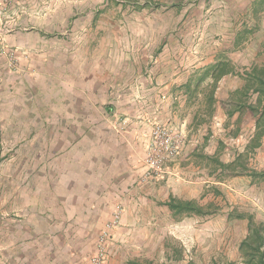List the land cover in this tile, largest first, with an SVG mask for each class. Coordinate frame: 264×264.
<instances>
[{
    "label": "crops",
    "instance_id": "1",
    "mask_svg": "<svg viewBox=\"0 0 264 264\" xmlns=\"http://www.w3.org/2000/svg\"><path fill=\"white\" fill-rule=\"evenodd\" d=\"M195 1L0 0V45L18 66L0 53V264H87L117 206L104 264H122L140 220L170 215L161 205L170 197L196 201L213 184L208 172L195 177L200 156L218 141L225 162L243 152L254 119L227 117L224 103L244 81L220 79L210 118L206 93L190 98L184 85L219 54L240 69L264 65V10L254 19L257 0H222L229 14L210 21L230 26V39L201 49L199 17L183 10ZM245 27L252 36L232 49ZM155 124L180 134L181 147L165 174L141 181ZM235 128L234 139L219 134ZM251 155L264 171V136Z\"/></svg>",
    "mask_w": 264,
    "mask_h": 264
},
{
    "label": "rangeland",
    "instance_id": "2",
    "mask_svg": "<svg viewBox=\"0 0 264 264\" xmlns=\"http://www.w3.org/2000/svg\"><path fill=\"white\" fill-rule=\"evenodd\" d=\"M242 1L247 2V0ZM223 3L220 0L216 4L217 7L212 8V2L209 0H196L193 3L195 10H192V7L189 6L191 3L183 2L185 13L199 17L196 20L199 28L194 31L192 37L194 45L205 49L218 41H229L231 33L227 29L231 27L218 23L213 24L210 21L214 11L219 18L229 14L227 12L230 11L224 12ZM210 7L211 9H209ZM242 11L244 13V10ZM250 25H254V22L251 21ZM220 29L225 32L222 33ZM0 53L5 55L2 45H0ZM5 57L8 65L10 62L16 61L14 53L12 58H8L6 55ZM15 63L16 67L10 65L9 67L17 68V62ZM219 134L221 137L223 135L224 138L227 137L225 132L220 131ZM248 136L247 133L246 137ZM5 148L4 144H0V152L2 151L0 168L2 164L7 163L3 161L8 153ZM223 154L224 152L220 151L218 156L225 163V160H230L231 157H225L227 153L223 157ZM249 159L248 168L258 170V167L254 166L252 155ZM199 160L200 170H204V172L203 174L198 173L195 177L201 178L207 172L214 173L213 164L204 162L202 159ZM209 178L213 184H209L207 189L204 188L196 201L201 206L212 203L215 207L212 210L213 214L204 217L174 218L171 215L164 216V213L158 212L152 217L150 224H141L142 220H140L135 226V236L139 238L132 242L127 260L122 264H144L147 262L152 264H209L212 261H232L238 264L237 247L246 235V221L228 219L227 215L230 210L234 209L238 213L252 215L256 222L264 223V182L252 181L249 177L244 176L227 177L223 175L219 178L213 174ZM116 209L112 212V217L117 211ZM109 223L104 225L103 230H106Z\"/></svg>",
    "mask_w": 264,
    "mask_h": 264
},
{
    "label": "trees",
    "instance_id": "3",
    "mask_svg": "<svg viewBox=\"0 0 264 264\" xmlns=\"http://www.w3.org/2000/svg\"><path fill=\"white\" fill-rule=\"evenodd\" d=\"M263 10L264 0H257L252 5L253 18L256 19ZM252 34L253 28H242L234 37L232 49H237L241 44H245ZM262 50H264V41L262 43ZM226 75L238 76L244 81L242 88L236 91L234 97L230 99V103H224L225 106L228 105L230 107V110L226 113L227 117H231L234 112H239L240 117H243L246 113H250L254 119V131L243 152L236 154L232 161L224 163L219 159L218 154L224 148V144L220 141H218V148L212 157L200 156L199 159L213 164L214 173L208 172V176H212L213 174H216L219 178L223 175L227 177L244 176L249 177L252 181L264 182V171L248 168L249 158L264 136V65L252 64L249 69H240L235 67L227 56L219 54L212 64L205 67L203 71L195 74L186 82L184 90L190 98H195V95L201 91L206 93L204 115L210 118L214 112V94L217 84ZM203 122H205V118L202 117L201 123ZM237 125H239V120ZM208 132L204 142L208 141V136H211V132ZM238 133V128H235L227 132L226 136L234 139ZM161 205L166 207L174 218L204 217L213 214L212 210L215 208L212 203L201 206L195 200H182L173 197H170L167 202ZM227 217L228 219L246 221V235L237 247V263L264 264V223L256 222L252 215L238 213L234 209L229 211ZM144 264L152 263L147 262ZM209 264L236 263L232 261H212Z\"/></svg>",
    "mask_w": 264,
    "mask_h": 264
},
{
    "label": "built area",
    "instance_id": "4",
    "mask_svg": "<svg viewBox=\"0 0 264 264\" xmlns=\"http://www.w3.org/2000/svg\"><path fill=\"white\" fill-rule=\"evenodd\" d=\"M4 53L8 58H12L14 51L4 48ZM16 61L10 62L11 67H16ZM149 146L143 158L145 173L140 178L145 181L149 178H157L165 174L167 166L177 160L180 147L181 136L169 127L155 124L150 129ZM112 221L106 226L99 239L96 253L89 259L87 264H104L108 245L111 242V231L119 220L120 209H116Z\"/></svg>",
    "mask_w": 264,
    "mask_h": 264
}]
</instances>
